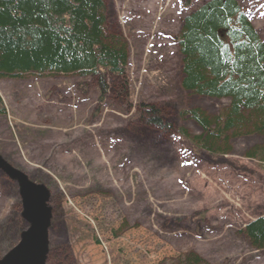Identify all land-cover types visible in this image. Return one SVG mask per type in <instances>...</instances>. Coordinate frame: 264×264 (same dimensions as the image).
<instances>
[{
  "label": "rangeland",
  "instance_id": "1",
  "mask_svg": "<svg viewBox=\"0 0 264 264\" xmlns=\"http://www.w3.org/2000/svg\"><path fill=\"white\" fill-rule=\"evenodd\" d=\"M206 1L104 0L127 43L124 91L109 72L105 94L89 73L0 79V157L50 191L47 264H179L188 252L264 264V249L236 231L264 216V137L210 153L193 143L202 130L186 113L213 118L228 105L180 85L176 38ZM235 1L264 45V0ZM143 106L159 110L160 128ZM20 213L16 182L0 170V257L27 227Z\"/></svg>",
  "mask_w": 264,
  "mask_h": 264
},
{
  "label": "trees",
  "instance_id": "2",
  "mask_svg": "<svg viewBox=\"0 0 264 264\" xmlns=\"http://www.w3.org/2000/svg\"><path fill=\"white\" fill-rule=\"evenodd\" d=\"M176 41L181 87L228 99L213 118L198 108L186 112L202 130L193 143L225 154L231 138L264 137V45L236 1L208 0L191 10L182 19ZM127 54L126 40L119 27L109 23L104 0H0V79L89 73L105 94L110 87L104 74L109 72L124 91L129 86ZM141 110L149 124L163 125L155 106ZM5 113L0 97V115ZM261 153L251 149L247 157ZM238 231L253 248L264 249L263 216ZM179 264L211 263L188 252Z\"/></svg>",
  "mask_w": 264,
  "mask_h": 264
},
{
  "label": "water",
  "instance_id": "3",
  "mask_svg": "<svg viewBox=\"0 0 264 264\" xmlns=\"http://www.w3.org/2000/svg\"><path fill=\"white\" fill-rule=\"evenodd\" d=\"M5 171L18 182L21 216L28 222V227L21 232L19 242L0 258V264H44L51 217V209L46 205L49 191L44 185L29 181L16 169L7 168Z\"/></svg>",
  "mask_w": 264,
  "mask_h": 264
},
{
  "label": "bare ground",
  "instance_id": "4",
  "mask_svg": "<svg viewBox=\"0 0 264 264\" xmlns=\"http://www.w3.org/2000/svg\"><path fill=\"white\" fill-rule=\"evenodd\" d=\"M3 161H5V160H3Z\"/></svg>",
  "mask_w": 264,
  "mask_h": 264
}]
</instances>
